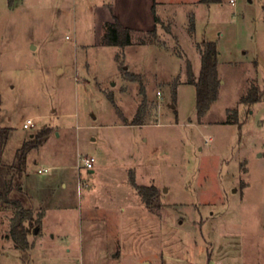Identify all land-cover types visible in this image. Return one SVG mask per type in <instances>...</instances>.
Returning <instances> with one entry per match:
<instances>
[{
	"label": "rangeland",
	"instance_id": "374dc122",
	"mask_svg": "<svg viewBox=\"0 0 264 264\" xmlns=\"http://www.w3.org/2000/svg\"><path fill=\"white\" fill-rule=\"evenodd\" d=\"M234 1L0 0V128L12 129L1 161L52 129L20 194L42 226L20 252L0 206V264H264V101L240 103L264 92V0ZM115 21L135 45H103ZM203 40L219 48L223 83L199 120L187 62L198 78Z\"/></svg>",
	"mask_w": 264,
	"mask_h": 264
},
{
	"label": "trees",
	"instance_id": "16d2710c",
	"mask_svg": "<svg viewBox=\"0 0 264 264\" xmlns=\"http://www.w3.org/2000/svg\"><path fill=\"white\" fill-rule=\"evenodd\" d=\"M222 2L223 0L198 1L199 4L208 6L219 5ZM156 23H161L158 17H156ZM189 28L192 32L196 31V18L192 14ZM104 34V46L126 48L135 45L133 42V31L123 27L119 21L107 23ZM149 36H151L150 41L141 38L138 41L139 45H152L157 37L156 30L154 29L149 32ZM199 48L201 49L202 55V67L199 77H195L193 66L190 62H187V75L188 83L196 87L197 117L201 120L205 118V114L212 106L218 102L222 84L218 65L220 51L217 44L209 40H203ZM240 99L241 104L254 106L264 101V92L257 85H253ZM137 124L144 125L142 121H138ZM51 133L52 129L45 127L33 134L15 153L14 162L8 164L3 162V160L1 161V155L11 139L12 129L0 128V206L11 208L14 211V215L10 221L11 228L9 236L15 243L16 249L23 253L29 251L31 244L28 237L33 228L42 226V219L45 216V212H41L36 218L33 209L24 206L20 198V194L24 191L22 189V180L27 174L29 154L39 146L45 144L49 140ZM132 183L140 193L143 202L149 208L161 205L160 191L158 188L136 186L134 180H132Z\"/></svg>",
	"mask_w": 264,
	"mask_h": 264
},
{
	"label": "built area",
	"instance_id": "2783aa9c",
	"mask_svg": "<svg viewBox=\"0 0 264 264\" xmlns=\"http://www.w3.org/2000/svg\"><path fill=\"white\" fill-rule=\"evenodd\" d=\"M231 3L234 5L235 1L231 0ZM34 127V123L31 120H28V122L24 125L25 129H30ZM83 162L84 165L86 167V169H93L94 168V164L96 162V158L93 156H87V157H83ZM38 172L41 174L43 173L42 170H38ZM45 172H48V170H45Z\"/></svg>",
	"mask_w": 264,
	"mask_h": 264
},
{
	"label": "crops",
	"instance_id": "0c3cea01",
	"mask_svg": "<svg viewBox=\"0 0 264 264\" xmlns=\"http://www.w3.org/2000/svg\"><path fill=\"white\" fill-rule=\"evenodd\" d=\"M198 1L199 0H193V4H197V5H199V3H198ZM165 3L162 1H160V6H159V8H162L163 6L162 5H164ZM165 6V5H164ZM192 15H194L195 16V18H196V15L194 14V13H191ZM186 15H187V13H186ZM176 16V15H175ZM159 19H160V21H161V24H163L164 22H165V19L161 16V15H158L157 16ZM187 17H188V15H187ZM187 21V20H186ZM40 170V169H39ZM46 170H48V169H46ZM49 171V170H48ZM92 173H94V171H91ZM62 186L63 187H65V188H67V185L63 182L62 183ZM108 206V205H107ZM111 206V205H110ZM106 207V206H105ZM128 210H124V214H125V216H129V214H132V212L130 211V213L128 214V212H127ZM46 215V214H45ZM45 217V216H44ZM43 225H44V223H43ZM51 239H55V235H52V237H51ZM120 256V253H117L116 254V256L115 257H119Z\"/></svg>",
	"mask_w": 264,
	"mask_h": 264
},
{
	"label": "water",
	"instance_id": "95a60500",
	"mask_svg": "<svg viewBox=\"0 0 264 264\" xmlns=\"http://www.w3.org/2000/svg\"><path fill=\"white\" fill-rule=\"evenodd\" d=\"M222 83H223V82L221 81V84H222ZM35 234H38V230L35 231Z\"/></svg>",
	"mask_w": 264,
	"mask_h": 264
}]
</instances>
